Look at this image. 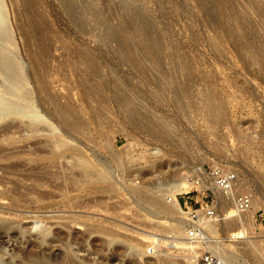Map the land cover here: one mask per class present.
Wrapping results in <instances>:
<instances>
[{
	"label": "rangeland",
	"instance_id": "obj_1",
	"mask_svg": "<svg viewBox=\"0 0 264 264\" xmlns=\"http://www.w3.org/2000/svg\"><path fill=\"white\" fill-rule=\"evenodd\" d=\"M74 2L86 31L63 0H5L31 102L48 124L26 129L23 118L14 120L17 128L3 130L9 120L0 122V264H33L43 253L51 259L59 229L67 238L73 233L77 242L85 240L78 242L85 252L73 243L78 264L102 253L110 264H159L170 257L190 264L204 251L180 243L181 235L170 227L175 216L148 206L132 188L155 195V179L198 171L207 186L176 194L191 220L218 199L210 187L212 167L237 182L230 196L219 199L220 209L242 191L262 199L253 220L243 219L248 224L226 219L216 229L236 264H264V0ZM218 9L225 17L219 19ZM82 51L89 55L82 57ZM121 88L133 92L135 107L155 115L150 130L128 119L116 99ZM89 93L106 101L94 109L95 103L81 101ZM61 104L69 108L75 129L60 119ZM54 135L91 162L115 168L113 188L100 182L71 188L67 179L59 186L54 175L60 160L49 146ZM109 149L118 155L127 150L132 159L115 165ZM34 173L49 178L32 180ZM35 220L50 242L31 230ZM243 225L248 229L238 240L225 239ZM118 243L123 251L120 247L116 256L112 247ZM130 244L151 260L129 257ZM28 250L34 258L25 257Z\"/></svg>",
	"mask_w": 264,
	"mask_h": 264
},
{
	"label": "bare ground",
	"instance_id": "obj_2",
	"mask_svg": "<svg viewBox=\"0 0 264 264\" xmlns=\"http://www.w3.org/2000/svg\"><path fill=\"white\" fill-rule=\"evenodd\" d=\"M63 1L67 5L69 13L75 18V20L78 22V24L81 26V28L84 31H86L88 25L84 21L83 16H81L82 13L77 14L78 8L75 5L76 3L74 2V0H63ZM6 6L7 5L5 4V0H0V76H1V78H0V118L5 117L12 112L21 113L33 121L31 124V126L33 128L36 127L37 129H40V128L44 129L43 127H46V125L48 123L39 114L37 108L31 102V96L29 93V88L27 87V82L25 81L23 71L20 69L21 67H19L18 65H16L13 62L15 51L13 48V36H12L11 28L9 25V20H8L9 15H8V10H7ZM221 10L218 9V12H217L218 15L220 16L219 19L222 16ZM223 16L225 17V15H223ZM223 16H222V18H223ZM260 16L264 18V13L261 12ZM215 18L218 19V16ZM226 18L228 19L227 16H226ZM210 20L212 22L213 19L211 18ZM224 20H226V19H224ZM231 20L232 19H230V21ZM217 21L220 22L221 20H217ZM226 21H229V19ZM214 22H215V19H214ZM231 22H233V21H231ZM230 24H232V23H230ZM228 26H229V23H228ZM144 35H146V34H144ZM146 39H149V38H146ZM81 55H82V57L85 58L89 54L86 51H82ZM180 76L182 77V75H180ZM179 81H181V80H179ZM179 86H177V87H179ZM92 96L90 95V93L87 94L86 96H82L81 101L88 100L92 104L95 103V106L93 105L94 109H97L98 105L101 102L106 101V99L103 96H99L98 100L94 99ZM116 99L118 100L119 103H121L124 106V110L126 111L128 119L130 121H132L138 129H140V130H150L151 129L149 126V120L150 119H156L155 115L149 113V111H147L146 109H144V111H142L143 108H142V110H140L141 108L139 109V108H137L138 106L137 107L134 106V104H136V98L134 97L133 92L131 90H129L127 88L122 89V91L117 93ZM59 113H60V119L66 125H68L71 129H75L77 127V123L72 120L71 115H70V110L66 104L60 105ZM38 127H40V128H38ZM46 129H48V127ZM49 142H50L49 146L51 147V152L53 151V153L60 160L59 163H57V168L59 171H57L56 175H54V180L55 179L58 180L59 186H61V181H64L67 179V186L71 187V188L74 186L79 187L80 185H77V184L86 185V184H90L91 182L92 183H96V182L104 183L103 187L105 189H108V190L113 188V186H112L113 183H112L111 178L115 175V173H114L115 168L113 170V167H112V170L114 171L113 172L111 169H109L110 167L106 168L104 166L106 164V162H104L103 160H98L97 162L99 164H102V166H103V169H102L103 171H101L97 166V162L93 163L90 160H88L86 157H84L77 150V148L75 146L66 143L61 138V136H59V135H54L53 137H51ZM109 152H110V155H111L112 160L114 161L115 165L117 163L130 161L132 159L131 154H129L127 150H125L122 154H119V155L114 153V151H112V149H109ZM61 159H64V160H61ZM46 172H43V173H46ZM197 172L195 174H192V175H186V176L177 175L176 177H171V178L170 177H162L160 179L159 178L155 179L154 180L155 182L154 181L151 182V183L154 182L153 188H155V190H154L155 195L153 193L146 191L147 189L142 191L141 186H140L141 188H139V186H137L138 188H132V192L136 196L142 197L148 206H150V207L160 206L162 208L163 212H168L171 215L175 216V219L178 221L174 225H171L170 227L172 229H174V232L181 235V237H180L181 240L179 241L180 243H182L186 246H189L190 243L193 246V243H194L196 246H198L201 250L204 251L203 254L209 253L210 255L215 257V259L218 261L219 264H236L234 261L236 256L231 251L226 249V247L222 243L223 238L221 239L217 234V229H216L217 223L221 220L226 221V219L227 220L231 219V221H232V219H237V220H240L241 222H243L244 218L247 221L251 222V220H253V217H254V214L256 213V211L262 207V199H260L259 195H253L252 194L250 206L244 212L237 211L235 199H234V202L232 203V205L220 209L219 208V204H220L219 199L223 198V200H224L225 196L231 195V189L234 186L236 181H235V179H231L229 181L231 189L226 190V189H222L221 187H219L215 183V181L213 180V181H211L210 187L214 191L215 196L218 198V199H216V201L214 202V204L212 206L214 213H215L214 218L212 220L211 219L208 220L206 217V211L205 210H198V211H196V214H195L196 217L194 219L189 220L191 218L190 217L191 211L184 210L179 205L178 200L176 198V194H179L181 192H185L189 188H195L196 190L201 191L207 186L206 184H204L203 177L199 176V172L198 173ZM46 176H45V174L42 175V173L41 174L40 173L39 174L34 173L33 176H30L29 178H31L32 180L33 179H35V180L36 179L47 180L49 177L47 178ZM209 178L213 179L211 177H209ZM144 188H146V187L144 186ZM97 202H99V200H97ZM154 212H156V211H154ZM63 218H65V217L62 216V219ZM68 221L69 222L70 221L76 222L77 220L74 218H71V219L69 218ZM233 221H235V220H233ZM180 222H182L181 224L184 225L183 227H180L178 225V223H180ZM226 222H228V221H226ZM66 223H68V222H66ZM222 223H223V221H222ZM63 224H65V223H63ZM220 224H218V225H220ZM242 224H248V223H246V221H245ZM64 226H66V225H64ZM31 228H32L31 229L32 231H35V233H36L35 235H37V236L39 235L38 238L41 237V240L43 242L44 241L50 242L47 239L48 232H46L45 227L42 228V226L39 225V220L38 221L35 220ZM247 229H248V227H245L244 225L242 227H238L237 229H234V230L231 229L229 232V235L225 239H228L231 242L235 241L236 239L238 240V238H240L246 232ZM55 235H54L55 237L52 241H54L55 243L56 242L59 243L58 244L59 248L57 249L56 252L53 253L52 256L50 255L51 259L49 256L47 257V255L43 256V254H45V253H43V254H41L42 256L41 255H40V257L38 256L39 259H37V261L35 260L36 262L33 260L34 261L33 264H78L74 259V255H76V253L79 250L78 251H77V249L74 250V248L82 245L79 243L80 242L83 243L85 240L84 241H82V240L78 241L79 242L78 243L76 241V239H77L76 234H75L76 235L75 236L73 233L71 235L69 233L68 236H70V238L69 237L67 238L65 236L67 234H63V231H61L60 229H59V231L56 232ZM94 239H92V240H94ZM41 240H40V242H41ZM96 241H98V240H96ZM101 241L104 242V240H100V242ZM43 242H41V243H43ZM76 242L79 245H76V247H73V245H74L73 243H76ZM102 242L100 244H102ZM105 243H107V242H105ZM111 244L112 243L110 242V244H105V245L107 247L108 245H111ZM102 245L104 246V244H102ZM84 246H86V245H84ZM82 247H83V245H82ZM100 247H102V246L100 245ZM120 247L121 246L119 245V243L114 245V247H112L113 248L112 252L116 255L117 250L121 249L123 246L121 248ZM103 248H105V247H103ZM128 248H129V254H130L129 257L131 256L134 258L136 257V259L138 257V258H144L145 260H151L150 257L143 256L142 252H140V250L134 244L133 245L130 244ZM99 250H101V249L99 248ZM85 251H88V248H84V252ZM121 251H123V248ZM89 252H87V253H89ZM98 252L99 251L97 250L96 253H98ZM23 253H24L25 257L28 259L34 258L32 256L35 255L32 252V250L31 251L28 250L26 252L24 251ZM105 254H107V253H105ZM203 254L200 258L195 259L194 261L190 262V264H204V262L202 261ZM88 255L90 256V254H87L84 259L87 260L89 258ZM110 255H112V254L110 253ZM110 255H108V257ZM115 255L112 257L115 258ZM106 257H107V255L104 257L103 253H102V254L98 255L97 259H94L95 257L94 258L92 257L93 259L90 257L91 259H90V261L88 259L87 263L88 264H110L112 260L109 263L108 262L109 260H107ZM110 259H112V258H110ZM158 263L159 264H184V263H180V262L176 261V259H174L172 257L166 258V259L164 258L163 260H160Z\"/></svg>",
	"mask_w": 264,
	"mask_h": 264
},
{
	"label": "built area",
	"instance_id": "obj_3",
	"mask_svg": "<svg viewBox=\"0 0 264 264\" xmlns=\"http://www.w3.org/2000/svg\"><path fill=\"white\" fill-rule=\"evenodd\" d=\"M208 176L213 178L215 183L221 187L222 189L230 190V180L234 179L233 174L229 173H222L217 167H212L210 171L208 172ZM252 195L249 191H242L236 194L235 196V204H236V209L239 212H244L247 208H249L250 203H251ZM215 200L211 199L210 200V206L208 203H205V211H206V216L209 218H214V210L212 208ZM202 261L204 264H219L218 261L210 255L209 253L203 254Z\"/></svg>",
	"mask_w": 264,
	"mask_h": 264
},
{
	"label": "water",
	"instance_id": "obj_4",
	"mask_svg": "<svg viewBox=\"0 0 264 264\" xmlns=\"http://www.w3.org/2000/svg\"><path fill=\"white\" fill-rule=\"evenodd\" d=\"M11 33H12V36H14V33H13V31H12V29H11ZM13 62L16 64V65H18L19 67H21L20 69L23 71V74H24V78H25V81L26 82H28V75H27V73L25 72V70H24V67H23V65L21 64V62H20V58H19V56H18V54L16 53V50H15V52H14V59H13ZM0 78H1V76H0ZM29 93H30V96H31V99H32V92L31 91H29ZM23 118H25L26 120H24V122H23V125H24V127L26 128V129H33V127L31 126V124H32V120L30 119V118H28L27 116H24L23 114H21V113H15V112H12V113H10V114H8L7 116H5V117H1L0 118V122L1 121H4V120H9L7 123H5L3 126H2V129L3 130H12V129H14V128H17L18 127V125L20 124L19 122L18 123H15L14 122V120H18L19 119V121L21 120V119H23Z\"/></svg>",
	"mask_w": 264,
	"mask_h": 264
}]
</instances>
